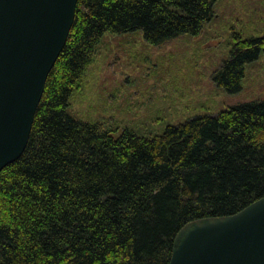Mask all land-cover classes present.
Listing matches in <instances>:
<instances>
[{
    "label": "trees",
    "instance_id": "16d2710c",
    "mask_svg": "<svg viewBox=\"0 0 264 264\" xmlns=\"http://www.w3.org/2000/svg\"><path fill=\"white\" fill-rule=\"evenodd\" d=\"M219 0H79L21 157L0 172V264H168L188 222L264 196V99L146 136L67 112L105 33L199 35ZM264 36L235 34L214 73L230 94Z\"/></svg>",
    "mask_w": 264,
    "mask_h": 264
},
{
    "label": "rangeland",
    "instance_id": "374dc122",
    "mask_svg": "<svg viewBox=\"0 0 264 264\" xmlns=\"http://www.w3.org/2000/svg\"><path fill=\"white\" fill-rule=\"evenodd\" d=\"M235 34L264 36V0H219L214 18L199 35L184 34L158 45L149 43L142 31L107 32L67 112L83 121L154 136L169 125L262 100L264 51L246 65L238 93H228L213 78L229 58Z\"/></svg>",
    "mask_w": 264,
    "mask_h": 264
},
{
    "label": "water",
    "instance_id": "95a60500",
    "mask_svg": "<svg viewBox=\"0 0 264 264\" xmlns=\"http://www.w3.org/2000/svg\"><path fill=\"white\" fill-rule=\"evenodd\" d=\"M78 1L0 0V172L26 149ZM168 264H264V196L235 214L188 222Z\"/></svg>",
    "mask_w": 264,
    "mask_h": 264
}]
</instances>
